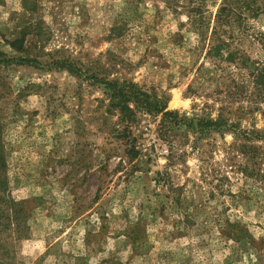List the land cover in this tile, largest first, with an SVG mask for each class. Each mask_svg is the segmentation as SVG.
I'll list each match as a JSON object with an SVG mask.
<instances>
[{
  "label": "rangeland",
  "instance_id": "obj_1",
  "mask_svg": "<svg viewBox=\"0 0 264 264\" xmlns=\"http://www.w3.org/2000/svg\"><path fill=\"white\" fill-rule=\"evenodd\" d=\"M192 3L0 0V264H264V42L208 58Z\"/></svg>",
  "mask_w": 264,
  "mask_h": 264
},
{
  "label": "trees",
  "instance_id": "obj_2",
  "mask_svg": "<svg viewBox=\"0 0 264 264\" xmlns=\"http://www.w3.org/2000/svg\"><path fill=\"white\" fill-rule=\"evenodd\" d=\"M173 5V0H168ZM208 4L216 6L214 15L208 13ZM264 15V0H193L192 6L188 8V20L200 42L207 43V57L224 59L229 64H235V54L228 50L227 40L232 39L235 33L244 37H253L254 41L264 42V32L256 30L251 24ZM252 30L251 32L249 30ZM224 53L227 56L224 58ZM52 65L57 69L66 70L70 74L82 77V73L73 64L66 61H55ZM249 83L256 87L257 91H264V61L254 66ZM96 83L103 85L109 95L112 104L120 107L121 112L130 118L131 110L129 103L142 106L150 112L160 113L164 110V104L160 101H151V97L145 95L134 87L133 84H118L90 77ZM242 109V108H241ZM264 117V109L257 108ZM252 112L249 110V113ZM264 120V118H263ZM203 129L217 130L221 124L214 121L199 123Z\"/></svg>",
  "mask_w": 264,
  "mask_h": 264
}]
</instances>
